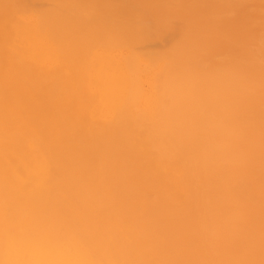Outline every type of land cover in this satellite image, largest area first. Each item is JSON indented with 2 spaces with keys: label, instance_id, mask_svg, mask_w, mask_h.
Wrapping results in <instances>:
<instances>
[{
  "label": "bare ground",
  "instance_id": "6f19581e",
  "mask_svg": "<svg viewBox=\"0 0 264 264\" xmlns=\"http://www.w3.org/2000/svg\"><path fill=\"white\" fill-rule=\"evenodd\" d=\"M0 264H264V0H0Z\"/></svg>",
  "mask_w": 264,
  "mask_h": 264
}]
</instances>
